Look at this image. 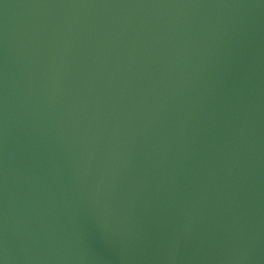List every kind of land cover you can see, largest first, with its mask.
<instances>
[{
  "label": "water",
  "instance_id": "water-1",
  "mask_svg": "<svg viewBox=\"0 0 264 264\" xmlns=\"http://www.w3.org/2000/svg\"><path fill=\"white\" fill-rule=\"evenodd\" d=\"M0 264H264V0H0Z\"/></svg>",
  "mask_w": 264,
  "mask_h": 264
}]
</instances>
